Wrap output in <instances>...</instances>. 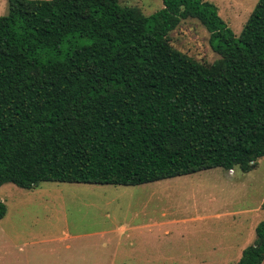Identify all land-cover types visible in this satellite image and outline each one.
I'll use <instances>...</instances> for the list:
<instances>
[{"label": "trees", "instance_id": "16d2710c", "mask_svg": "<svg viewBox=\"0 0 264 264\" xmlns=\"http://www.w3.org/2000/svg\"><path fill=\"white\" fill-rule=\"evenodd\" d=\"M161 4L144 16L117 0H7L0 186H138L264 157V0L237 36L208 1ZM185 19L208 33L211 65L169 44ZM254 235L236 264L264 260V219Z\"/></svg>", "mask_w": 264, "mask_h": 264}, {"label": "rangeland", "instance_id": "374dc122", "mask_svg": "<svg viewBox=\"0 0 264 264\" xmlns=\"http://www.w3.org/2000/svg\"><path fill=\"white\" fill-rule=\"evenodd\" d=\"M117 1L144 16L162 7L161 0ZM205 1L234 36L257 2ZM6 13L0 0V17ZM208 37L195 19L168 34L174 49L205 66L218 59ZM263 199L264 157L245 174L216 168L138 186L42 182L24 190L6 183L0 264H236L264 219ZM94 232L106 234L72 237Z\"/></svg>", "mask_w": 264, "mask_h": 264}, {"label": "crops", "instance_id": "0c3cea01", "mask_svg": "<svg viewBox=\"0 0 264 264\" xmlns=\"http://www.w3.org/2000/svg\"><path fill=\"white\" fill-rule=\"evenodd\" d=\"M123 231V230H120V232ZM106 234V232H94V233H85V234H78V235H73L72 237H76V238H79V237H100L102 238L104 235ZM68 237H63V238H56V239H67ZM55 239V240H56Z\"/></svg>", "mask_w": 264, "mask_h": 264}]
</instances>
